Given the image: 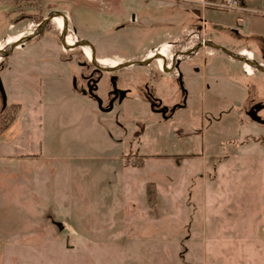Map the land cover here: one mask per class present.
<instances>
[{
  "label": "rangeland",
  "instance_id": "obj_1",
  "mask_svg": "<svg viewBox=\"0 0 264 264\" xmlns=\"http://www.w3.org/2000/svg\"><path fill=\"white\" fill-rule=\"evenodd\" d=\"M174 1L7 0L0 47L57 12L97 59L139 61L159 42L168 54V37L201 25L200 6ZM60 29L52 20L0 56V234L34 245L0 247V264H264V123L246 113L264 104V72L201 49L180 80L159 74L153 92L182 104L164 118L148 104L149 66L113 72L123 97L108 74L96 98L81 93L87 57L63 51ZM217 35L264 62L259 35Z\"/></svg>",
  "mask_w": 264,
  "mask_h": 264
},
{
  "label": "flooded vegetation",
  "instance_id": "obj_2",
  "mask_svg": "<svg viewBox=\"0 0 264 264\" xmlns=\"http://www.w3.org/2000/svg\"><path fill=\"white\" fill-rule=\"evenodd\" d=\"M181 3H183L182 0H178ZM179 4V3H178ZM53 15L59 14V13H50ZM48 15H45L42 17V19L39 21V23L36 25V28L33 29L32 32L25 33L29 35H24L22 37H30L27 40L32 39L38 34L44 33V30L46 29V26L48 23H50L51 20L47 21L43 27L39 29V24L42 22V20ZM63 20V19H62ZM62 28V26H61ZM53 34H57L53 32ZM34 35V36H33ZM57 37L59 39V42L61 44V47L63 51H73L76 49H81L80 45H77V42L80 41L76 38L74 42L68 41V35L67 33L64 34L63 30L60 29L59 34H57ZM170 49L168 50V54L166 53V47L161 45L162 42L157 43L156 45L152 46L149 49V52L144 55V57L139 59V61L146 60V63L144 64H133V65H144V66H149L150 72L145 73V75L142 76V78L146 81L145 88L148 91V104L153 112H158V113H163L164 118H168V113L170 109L172 113L179 112L182 104L179 102H175L172 104V106L169 105H164L162 97L156 95L153 91L156 88L155 83L157 80H159L160 73H166L169 74L171 72L170 76L173 77V79H181V73H180V65L181 63L186 60L187 57L197 55V53L205 47H210L214 48L212 44L213 42L210 41V39L205 38L202 36L200 33V30H193L190 31L189 34H186L185 31L183 30L182 32H178L175 35H172L170 37ZM67 39V40H66ZM65 40V41H64ZM26 41V40H25ZM68 44L70 45H67ZM90 43V42H89ZM13 44V43H11ZM11 44H8L6 48H1V50H4V52H7L11 49ZM91 44V43H90ZM202 44V45H201ZM207 44V45H205ZM201 45V46H200ZM18 45L14 46L12 49L17 47ZM11 49V50H12ZM84 54L86 55L87 59H79L77 58V64L82 67V73H81V82H83V86L81 89V93H86L88 96H92L96 98L97 94L95 93L97 90L98 83L100 82L101 78L105 75L108 74L110 79L115 81V78L117 75H115V71H119L122 68H125L127 66H121V64L117 65V62H115L113 59H110V64L105 63V59H101L100 62L105 65L97 66L94 64L90 57L88 56V52L85 50L86 48L82 47ZM88 49L90 52L96 53L95 47L91 44V46H88ZM10 50V51H11ZM246 50H243V52ZM242 52V53H243ZM251 57V56H249ZM248 64H245V70L247 74L251 75L253 72L252 70H249ZM115 68L112 71H107L105 69H102L103 67L107 68ZM124 91V90H123ZM127 91H125V94ZM115 96H121V93L119 91H114ZM125 94L123 96H125ZM121 96V97H123ZM260 109H264V104L261 103L260 101H254L251 103V105L248 107L246 113L248 114V117L252 120L257 121L258 123L262 124L264 123V117H259L257 114Z\"/></svg>",
  "mask_w": 264,
  "mask_h": 264
},
{
  "label": "crops",
  "instance_id": "obj_3",
  "mask_svg": "<svg viewBox=\"0 0 264 264\" xmlns=\"http://www.w3.org/2000/svg\"><path fill=\"white\" fill-rule=\"evenodd\" d=\"M7 0H0V2H5ZM12 2H15V4L22 5L26 0H10ZM29 1V0H28ZM160 2H167V3H175L174 0H156ZM186 1V0H183ZM201 0H193L192 3L200 6L196 11H191V10H186V12H192L193 14L197 15L199 17V20L201 22L200 25V33L202 34L203 37L210 39L211 42H213L216 45H220L225 47L226 49L237 53V54H242L243 50H246L245 52L250 53L251 59L255 58V54L253 51L250 49H246L244 47H240L237 49H232L229 45L227 44H222L217 41V38L219 37L217 34H223V33H229V32H236L239 29H243L248 33L252 34H257L259 37L264 41V0H242L243 5L251 10V11H246V12H231L228 10H220V9H213L210 7H202ZM207 1H216V0H207ZM185 6H187L186 2H183ZM200 4V5H199ZM31 13H28L27 16H30ZM26 16V15H25ZM209 28V31L207 30ZM195 30V27H191L190 31ZM216 48H210V47H205L202 48V54L205 55H214V51ZM218 50V49H217ZM104 57V56H101ZM100 57V58H101ZM231 57V56H229ZM98 58V62L99 59ZM193 58L187 57L186 60L191 61ZM232 62H238L241 63V69L242 72L247 75V76H252L254 75V72L249 75L246 72H244V67L245 65L243 62L232 58ZM264 64V62H261ZM63 228V227H61ZM14 237L19 238V235H15L10 238H5L2 234H0V247H13V246H34L32 243L30 244H15L11 243V241H15L18 239H15ZM10 241V242H9ZM3 256L1 254V262L3 263Z\"/></svg>",
  "mask_w": 264,
  "mask_h": 264
},
{
  "label": "water",
  "instance_id": "obj_4",
  "mask_svg": "<svg viewBox=\"0 0 264 264\" xmlns=\"http://www.w3.org/2000/svg\"><path fill=\"white\" fill-rule=\"evenodd\" d=\"M55 16H60L62 19H63V33L64 34H66L67 33V24H66V20H65V18L63 17V15L62 14H56V15H53V14H49L48 16H46L43 20H42V22L39 24V29L41 28V27H43V25L47 22V21H49V20H51V19H53V17H55ZM34 36V35H33ZM28 38H30V37H21V38H19L16 42H14L13 44H11V49L14 47V46H16V45H18V44H20L21 42H23V41H25V40H27ZM65 41V40H64ZM77 45H80L81 47H83V46H85V47H88V46H91V44L88 42V41H86V40H80V41H78L77 42ZM202 45V44H201ZM200 45V46H201ZM205 45H207V44H205ZM212 46L214 47V48H216V49H218V50H221V51H223V52H225V53H227L229 56H231L232 58H234V59H237V60H239V61H241V62H243L244 64H248L249 66H251L252 68H254V69H256V70H260V71H263L264 72V64H262V63H258V62H256V61H254L253 59H251V58H249V57H247V56H244V55H242V54H237V53H234V52H232V51H230V50H228V49H226L225 47H223V46H220V45H216V44H212ZM10 49V50H11ZM10 51H7V52H4V50H0V56L3 54V55H6V54H8ZM90 54H91V56H90V59H91V61L94 63V64H96L97 66H100L99 64H97L98 63V59L96 58V56H95V53L94 52H90ZM144 63H146V60H142V61H128V62H125V63H123V64H121V66H130V65H133V64H144ZM102 69H105V70H107V71H112V70H114L115 68H109V67H107V68H105V67H103ZM112 81V83H113V87H114V91H119L120 93H121V96H123L124 94H125V91H123V90H119V89H117L116 88V86H115V81L112 79L111 80ZM0 89H2L1 88V85H0ZM111 108V107H110ZM58 225H59V223H57Z\"/></svg>",
  "mask_w": 264,
  "mask_h": 264
},
{
  "label": "built area",
  "instance_id": "obj_5",
  "mask_svg": "<svg viewBox=\"0 0 264 264\" xmlns=\"http://www.w3.org/2000/svg\"><path fill=\"white\" fill-rule=\"evenodd\" d=\"M200 3L203 7H212L220 10H228V11L233 10L239 12L251 11L243 5L242 0H216V1L201 0ZM244 70H245V66H244Z\"/></svg>",
  "mask_w": 264,
  "mask_h": 264
},
{
  "label": "bare ground",
  "instance_id": "obj_6",
  "mask_svg": "<svg viewBox=\"0 0 264 264\" xmlns=\"http://www.w3.org/2000/svg\"><path fill=\"white\" fill-rule=\"evenodd\" d=\"M52 20H54L55 21V23L57 24V26H58V28H61V26H62V28H63V20H62V18L60 17V16H55V17H53V19ZM61 28V29H62ZM63 30V29H62ZM23 36V34H19L18 36H16V37H13V38H11V39H8L7 40V42H5V45H8V44H11V43H14V42H16L19 38H21ZM67 40V39H66ZM11 41V42H10ZM68 41H72V40H70L69 38H68ZM67 45H70V44H68V42H67ZM84 48H86L87 49V52H88V56L90 57L91 56V54H90V51H89V49H88V47H85V46H83ZM1 48L2 47H0V50H1ZM242 55H244V56H247V57H249L250 56V53H248V52H243L242 53ZM249 58H251V57H249ZM98 63H100L101 65H105L106 66V64H103V63H101L100 62V59H99V62ZM105 63H107V64H110L111 62H110V60L109 59H105ZM249 66V65H248Z\"/></svg>",
  "mask_w": 264,
  "mask_h": 264
},
{
  "label": "trees",
  "instance_id": "obj_7",
  "mask_svg": "<svg viewBox=\"0 0 264 264\" xmlns=\"http://www.w3.org/2000/svg\"><path fill=\"white\" fill-rule=\"evenodd\" d=\"M8 117H1V120L4 122V124H3V126L1 127V129H5L7 126H8V124L10 123L9 121H7L6 123H5V120L7 119ZM9 120H12L11 118L9 119ZM147 194H150L149 193V191L147 192Z\"/></svg>",
  "mask_w": 264,
  "mask_h": 264
}]
</instances>
